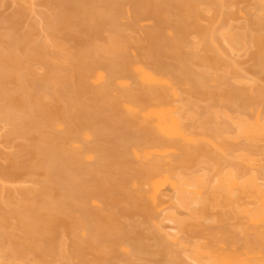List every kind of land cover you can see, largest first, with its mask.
<instances>
[{"label":"rangeland","instance_id":"1","mask_svg":"<svg viewBox=\"0 0 264 264\" xmlns=\"http://www.w3.org/2000/svg\"><path fill=\"white\" fill-rule=\"evenodd\" d=\"M89 1L96 6L97 12L108 11L113 8V6L110 8L103 7L104 5L96 0H88V3ZM121 1L120 15H117L115 22L107 21L106 24L104 23L102 27L99 26L100 28L94 32L93 29L97 25L93 18L94 14L91 13L83 23L84 31L79 28L80 30L72 32L74 35H68L66 34L68 31L65 33L62 27L57 26L58 23H55L56 25L52 23L56 19L55 15L57 13L55 12L60 9L58 6L62 5L60 0H0V18L5 20L13 19L12 21L16 22L0 21V48L2 53H7L9 49L14 50L17 57L19 56L25 62L20 71L25 80L33 77L39 79L35 80L34 78V81L31 80L32 84L25 86V81H22L24 84L21 82V85L17 80H14V82L12 79L8 80L10 78H7V81H4L5 84H2L4 88L0 86V95H2L0 96V102H2L4 95L15 96L13 91L16 94L19 92L20 95L25 91V93H29V96H31V93H34L32 94L34 96H42L51 112L54 109V105L73 108L80 100L91 102L93 97L88 91L90 89L96 90L103 86V82L107 79L106 69H98L93 74L88 81L89 90H85L80 86H72L71 83L65 85L59 77L64 74V70L67 71L72 58L79 51H85L92 60H103L108 57L99 51L100 47L103 44L107 45L109 33L111 34L110 30L118 28L120 31L119 36H121L119 38L122 39V41L119 39V42H124L125 45L126 42L128 43L126 45L128 47L123 53H126L133 63V67L155 73L156 77L161 79L162 83L156 85L155 88L166 94L169 102L167 108L172 110V114L177 118L181 130L186 136L192 138V141H187L188 139H184L175 132L160 131L157 128L156 121L153 118H145L142 113L140 118L149 121L159 136L163 140L168 141V144L164 146L145 144L147 134L131 128V136L130 138L127 137L129 140L121 138L116 141L118 144L123 145L127 144V141L130 143L129 163L125 164L126 166H107L110 164V153L108 151L93 152V147H91L97 144L101 147L109 145V142L104 137L102 139L96 133L98 128L103 129L105 126L101 120L103 116L101 117L99 113L97 114L100 118L95 123L90 122L89 124L81 125L79 121H74L72 128L64 121V116L61 117V114L53 111L54 113L51 114L48 122L43 123L40 120L36 124L34 131V127L32 128L31 133L29 132L31 128L28 129V127L14 133L12 131L14 129L13 126L7 123L4 117L0 116V118L2 117L0 119V207L3 210L7 209L6 205L8 204L16 205L21 202L23 199L20 195L21 190L27 193L38 189L42 190V188L49 191L55 189V195L59 197L63 192H71L68 191L70 187H68V190L62 189L59 192L60 187L58 188L54 183L49 182L51 179L48 180L45 173L46 166L43 165L46 160L41 161L43 164L41 163L40 168L35 167L31 171H27L22 166L20 167L23 161L25 164L29 163H26V160L32 161L33 166L34 159L32 160L31 154L28 153L30 152L29 148L27 152V147L30 144L38 142L42 144L40 141L44 139L46 141L47 138L52 136L59 144L64 145L65 154H68L66 157L71 156L75 152L83 154L84 151L82 152L81 150H85V147H91V151H87L90 148L83 155H79L81 156V163L86 169L100 162L102 169L107 170L108 177L115 181L118 180L121 173L130 171L132 179L130 178L131 180H129L127 187L129 191H127L132 193L138 189L142 190L144 202L149 208H152L150 196L153 194L157 206L155 209L152 208L153 215L151 214L149 218L140 212L142 211L140 208H138L140 211L134 209L135 213L131 211L130 214H126L124 213L127 211L124 210L126 209L123 205L124 202H121L122 204L119 203V205L109 206L107 197L103 196L104 198H102L95 193L96 191L94 192L95 195L91 191V198L88 201L89 208L109 214L112 219L114 218L115 221L113 220L110 233L114 234L116 232L117 236L114 239H117V242L114 240L111 245L102 240L87 246L80 242L89 232L83 224H73L74 222H79L80 205L82 203V200L80 201L76 197L75 199L73 198L74 208L71 209L70 217L67 218L64 213V215L60 214V217L66 221L55 223L50 229V233H47V235L52 236V241L35 239L33 244L27 246L29 248L25 247L24 254L20 259L7 258L14 264H32V262L36 264L38 254L36 250H38V247L42 248L41 250L51 247L49 249L51 251L47 250L41 255L43 264H60L61 262L65 264H218L210 261L208 257L196 258L192 250L195 249L196 245L205 247L206 249L204 250H242L248 240L257 242L259 246L257 249L264 250V238L258 239L257 237L264 230L261 227L254 228L242 213L238 214L237 211H234L233 205L236 203L231 208L224 203L223 199H220V197L218 199V195H216L218 204H216L214 209H211L212 217L215 216L216 220L212 219L210 221L208 219V221L206 219L203 223H200V225L207 224L209 226V229H205L199 226V221L192 218L190 212L182 207L178 200L180 180L193 179L199 176H205L211 187L220 183L230 173L241 174L243 179H248L253 173H257L259 182L264 185V139L249 140L240 137L236 125L239 115L234 112L237 110L240 113H245L250 116L251 122L254 121L259 113L261 120H264V74L260 71L257 65L258 62L253 58L257 48L248 41L245 47L234 51L231 50L223 38V33L230 29L236 31L245 30L249 36L263 35L264 11H260L256 6L263 0H216L215 5L210 4L209 0H194L198 14L194 18H189L188 21L187 18L183 17L184 7L171 6L169 10L167 9L163 17L166 20L164 19V23L160 26L164 37L173 42V47H177L176 50L185 54L188 53L189 56H186L185 62L188 61L191 69L196 74L207 73L209 75L200 84L204 89L201 90L200 88L193 93L190 90L191 86L187 78L182 77L179 81H176L172 76V73L174 75L175 72L173 70L170 72L171 69L180 70L183 61L182 54L176 55L173 51L174 53H163L158 57L154 55L162 64L169 66L167 69L170 73L168 70L163 73L155 72L156 69L152 60H150L152 58H147L151 54L147 51H152V48L148 44L146 33L157 28L158 22L149 13H143L142 8L133 4L132 0ZM143 1L151 3L156 0ZM136 7L138 8L136 9ZM52 17H55V19ZM46 18L53 20L48 22ZM180 20L186 21L181 24L182 30L180 31V28L177 31L175 26L179 24ZM257 20L260 23H257ZM194 23L214 32L212 39L210 38L211 40H209V51L203 47L202 36L194 28ZM85 28H87L86 31L93 28L92 33L96 34L93 35L86 32ZM179 31L180 34H183L182 42H177L178 40L174 39ZM24 33H28L30 45H33L32 43L45 44L47 52L34 50L36 55L34 52L30 58H26L20 48L18 50L15 49L20 44L18 41L20 40L19 36ZM51 53L53 55H50ZM211 53H215L220 61L216 62V64L208 65L206 64L207 61L206 63L204 61L205 59L209 60ZM55 54L56 57H53ZM261 55L264 61V49L261 51ZM234 71H237V73ZM99 74L104 76L103 81L97 79ZM44 78H47V80L49 78L50 81L44 82ZM52 78H55L56 81H52ZM23 85L25 88L22 87ZM140 86L138 75L133 71L131 77L119 78L118 84L108 94L110 97H116L124 89H133L136 93L138 92L137 87L140 88ZM26 87L28 88L26 89ZM230 87L235 88L238 92H241V90L251 91L254 88H262L263 91L257 96L256 102L249 106L247 105L246 108H243L245 107L244 105L230 108L227 103V92ZM52 90H57V92L52 94ZM200 91H204V93ZM11 92L13 93L12 95ZM25 95L23 94L24 97H28V95ZM193 102L195 103L194 106L190 105ZM1 105L3 104L0 103ZM126 106H129V104H126ZM126 112V109L122 110L123 114H127ZM216 126H219L224 132L222 139L216 140L210 134L209 130L216 128ZM70 127L72 128L70 134L72 138L68 139L66 133ZM136 144L140 148H136ZM37 160L35 161L38 163L39 161ZM156 161L159 163V174L153 180V182H157L154 188L152 183L140 181L135 170L141 165H151ZM82 165L80 164L81 167ZM35 166H38V164ZM55 177L53 179L56 181L57 178ZM89 180L88 182L92 181L91 179ZM93 182L95 183V179ZM97 184L99 185V183ZM97 184H90L93 191L94 186H98ZM63 188L66 189V187ZM74 192L72 190L70 194L73 196ZM203 193H207V196L212 197L210 189H204ZM9 194L12 196L11 199H8ZM78 196H80V193ZM244 196L243 194L242 200L237 203L239 205L236 204V206L240 207H238V210L243 209L245 206H252V204L248 203V197L244 198ZM251 199L250 201H252ZM142 202H140V205ZM77 204L80 205L78 206ZM68 211L70 210L68 209ZM8 214L7 212L5 213L8 225L7 227L0 226V234L2 230L7 234H11L13 245L18 246V244L24 243L25 236L17 227H14V220ZM173 217L178 221L186 222L189 229L187 227L186 229L179 228ZM116 223L118 224V230L123 226V228L126 227L127 235L130 233L128 236L125 235L127 238H123L122 236L124 235L119 233L117 227H115ZM134 234L137 236H134ZM130 235H133L134 238L138 237L136 243L141 245L142 248H139L136 244L132 245L131 241H128ZM131 245L135 247L133 248ZM136 247L141 252L137 251L138 248ZM76 248H81L82 254H74L72 251L76 250ZM143 250H145L144 253H142ZM134 251L137 252L136 255ZM63 252L64 254H69L66 255L68 257L65 260L61 256ZM104 253L106 258L103 256ZM7 258L5 259L8 260ZM97 258H100L101 261L97 260ZM0 260L2 261V258ZM4 263L7 264V261Z\"/></svg>","mask_w":264,"mask_h":264},{"label":"bare ground","instance_id":"2","mask_svg":"<svg viewBox=\"0 0 264 264\" xmlns=\"http://www.w3.org/2000/svg\"><path fill=\"white\" fill-rule=\"evenodd\" d=\"M96 1L104 5L103 7L110 8L111 6H113V8L108 11L97 12L95 8L96 6L90 1L88 3V0L87 1L60 0L62 5L58 6L60 7V9H57V12H55L57 13V15H55L56 19L55 17H52L55 19V20L52 19L53 21L51 19H47V18L46 19L48 20V22L52 21L53 24L58 23L57 26L62 27L65 30V31L63 30V32L66 33V31H68L66 34L74 35V33L72 32L77 31L79 28L84 31L83 23L86 20V18L91 13H93L94 14L93 18L95 19V23L97 25V26L95 25L96 28L94 29L90 28L87 31H86L87 28H85L86 32L93 34L92 33L93 30L94 32H96L97 31L96 29L102 27V25H104V23L106 24L107 21H112V23L115 22V18L117 17V15L118 14L120 15L121 4H122L121 0H96ZM132 1L133 4L142 8L143 13L145 12L149 13L150 15L155 17V19L158 22L157 28L151 30L150 32L148 31L146 33L148 44L152 48V51L150 50L147 51L149 54L151 53L150 57L149 55L146 56L147 58H152L150 60H152V63L156 69L155 72L158 73L167 72L168 70L167 68L169 67L164 63L162 64L159 59H156V57H158L163 53L171 54L175 52L176 55L182 54V59H183L182 66H180L181 67L180 70L171 69L170 72L172 70L175 72L174 75L172 73V76L176 81H179L180 78L182 77L187 78L188 82L190 83L191 86L190 90L192 93L198 91V89L200 88L201 90H203L204 88H202L200 84H202V82L209 75L207 73L196 74L191 69L188 61L185 62L186 56H189L188 53L185 54L179 50H176L177 47L176 46H175L176 48L173 47L174 46L173 42L169 41L164 37L162 30L160 28L161 24L164 23L163 21L165 19L163 18L164 13L167 12V9L169 10V7L171 6L184 7L185 12L183 17H185V19L187 18V21L189 20V18L191 19L197 16L198 10L194 0H156V1H152L151 3L150 2L145 3L143 0H132ZM209 2L212 5L216 4V0H209ZM256 6L260 11H264V0L256 4ZM138 7H136V9ZM93 10H95L96 13H94L95 11ZM12 20L13 19L5 20L4 18H0V21H4L8 23L10 22L16 23L15 21ZM185 21L186 20H180L178 22L179 24L175 26L176 27L175 29L178 31L181 28L180 29L181 31L182 30L181 24L184 23ZM257 23H260L259 20H257ZM194 28L202 36L203 47L206 48L207 51H209L210 50V48L208 49L209 40L212 39L213 37L212 34L214 32L212 30H207L206 28L204 29L195 23H194ZM110 31L111 34L109 33L108 36L109 41L106 42L107 45L103 44L99 50L102 54L108 57H106L103 60H92L90 59V55L87 54L85 51L82 52L79 51L76 54V56L72 58V62L70 63L67 71L64 70V74H61L59 77V79L65 85L71 83L72 86L75 87L80 86L85 90H89L88 81L93 76V74L98 69H102V68L106 69L107 79H105V81L103 82L104 83L103 86H101L99 89L96 90L90 89L88 91V93L92 94L93 97L92 101L87 102L84 100H80L75 106H73V108L72 107L65 108L64 106L54 105V109L52 108L53 110L51 112V109L47 107V105L44 102V98H42V96L32 95L34 93H31V96H29V93L27 94L25 93V91L22 92L20 95L19 92L18 94H16L13 91L15 96L12 95L13 93L11 92L12 96L4 95V97H2V102L0 103H2L3 105H1L2 107L0 106V116L4 117L7 123H10L13 126L14 129L12 131H14V133L19 132L20 129L23 130L25 127L26 128L28 127V129L31 128L29 130V132L31 133L32 128L34 127L33 128L34 131L36 128V124L39 123L40 120H41L40 122L43 123L48 122L49 117L51 116L52 113H54L53 111H55L57 114H61V117L64 116V121L67 123L68 126L70 125L72 128H73L72 123L74 121H79L81 125L89 124L90 122L95 123L100 118V116L97 114L99 113L101 117L103 116L101 120L103 122L102 124H104L105 126L103 129L98 128L96 130L97 131L96 133L100 138L103 139L104 137V139L109 142V143L107 142L109 145L107 147H101L99 146V144H97L98 146L97 145L91 146L93 147V150L91 147H90L91 149L85 147V150H81V151L82 152L84 151V153L86 152L87 149H90L87 151L92 150L93 152L108 151V153H110L109 155L111 156H109L110 162L108 161L110 164H108L107 166H112V165L126 166L129 163L128 154L130 152V148H129L130 143H128L127 141V144L123 145V144H118L116 141L121 138L123 139L126 138L125 140L130 138L131 128H135L138 132H145L147 134L145 139L146 140L145 144H150L152 146H164L168 144V141L163 140L159 136V134L154 130L153 126L149 121L140 118L142 113L145 118H153L156 121L157 128L160 131L169 132V133L175 132L184 139H188L187 141H190L192 139L184 134V132L180 128L177 118L172 114V110L167 108L169 106V102L166 94L163 91L155 88L156 85H160L162 83L161 79H158L155 73L147 72L142 68L133 67L132 65L133 63L130 61L126 53L125 54L123 53L126 51V47H128L126 45L128 43L126 42L125 45L124 42L121 43L119 42L121 36H119L120 31L118 28L117 29L113 28V30ZM180 31L178 32L179 34L177 33L174 38L176 39V41L178 40L177 42H182L183 39L182 38L183 34L182 33L180 34ZM24 34L19 36L20 40L18 41L20 44H18L19 45V46L17 45L18 48L16 47L15 49L18 50L20 48L21 52L23 53V55H25L26 58H30L35 51L47 52V47H45L46 46L45 44L32 43L33 45H30L29 43L30 39L28 33H24ZM223 38L228 43L231 50L234 51L239 50L241 47H245L248 41H250L253 45H255V47L257 48V52L253 54V58H255V60L258 62L257 65L260 71L264 74V61L261 55V51L264 49V34L249 36L248 32L245 30L236 31L230 29L227 32L223 33ZM120 40L122 41V39ZM50 55H53V53H51ZM87 55H89L88 56L89 58L87 57ZM154 55H156V57ZM211 55L209 60L206 59L205 61L203 60L205 63L207 61L206 64L213 65L216 64V62L220 61L219 57L216 56L215 53H211ZM53 57H56V54ZM23 63L25 62L19 56L17 57L16 53H14V50L12 51L9 49L7 53H2V50L0 48V86L3 87V85L5 84L4 81L5 80L7 81V78H10L8 80L12 79V81L17 80L19 83L25 81L24 82L25 84L22 82L25 86H28V84L30 83L32 84L34 78L35 80L38 79L36 77H33L32 79L25 80V78L22 76L20 72L21 68H23L24 66ZM25 68H27V66H25ZM133 71L137 73L141 85L140 88L137 87L138 92L135 93V90L133 89H127V90L124 89L123 91L118 93L119 94L118 96L110 97L108 93L110 92L111 89L115 87L116 84H118V79L124 77H131L133 75ZM234 72L237 73V71ZM97 79L103 81L104 76L102 74H99ZM43 81L44 82L50 81V79L48 78L47 80V78L46 79L44 78ZM52 81H56V79L52 78ZM24 85L22 87L25 88ZM27 88L28 87H26V89ZM262 91H263L262 88H254L251 91L241 90V92H238L235 88L230 87L229 91L227 92L228 94L227 103L230 108H234L237 105H241V106L244 105L245 107L243 108H246L247 105L249 106L250 104L256 102L257 96H259L262 93ZM53 92L55 94L57 90L56 91L52 90V94ZM200 92L204 93V91H200ZM23 94L28 95V97L26 95H25L26 97H24ZM49 95L51 94L49 93ZM21 96L23 97L21 98ZM126 104H129V106H126ZM194 104H195L194 102L190 103V105L192 106H194ZM123 109H126L127 114L122 113ZM234 112L238 113L239 115V118L236 120V125L238 127V132L240 137H244L249 140L264 139V120L263 121L261 120L259 113L257 114L254 121L251 122L252 120H250V116L246 115L245 113H240L237 110H235ZM71 127L69 128V130L70 129L71 130L70 131L68 130V132L66 133V137H68V139L72 138V135H70L72 131ZM209 131L210 134L214 138H216V140L222 139L224 132L219 126H216V128L210 129ZM42 141H40V143L42 144H39L38 142V143L30 144L27 147V149L28 148L30 149V152H28L29 149L27 150V152L31 154L32 160L34 159L33 166L31 163L32 161L30 162L29 160H26V163L27 162L29 163L25 164V162L23 161V163L21 162L23 165L21 164L20 167L22 166L27 171H31L32 168L35 167L40 168L41 163L43 164V162L41 161L46 160L44 161L45 163L43 164L46 166V169L44 168L45 166L41 168L45 169V173L47 175L48 180L51 179V181L49 182H51L52 184L54 183L56 186H58V188L60 187L58 190L59 192H61L60 190L62 189L68 190V187H70L71 189V190L69 189L68 191L71 192L69 193L63 192L59 197L55 195L56 193L55 189L49 191V190H45V188H42V190L38 189L36 191L27 192V193L26 191L21 190L20 195L24 199V200L22 199L23 201L21 200V202L16 205H9V204L6 205L7 206L6 210H3L0 207V226L7 227L8 220L6 219L5 216V213L7 212L10 214V217H12L14 220V224H13L14 227H17L21 232H23L25 236L24 243L22 242V244H24L25 246L24 245L21 246L22 244L20 245L18 244V246H14L13 245L14 242H12L11 234H7L6 232H3L4 230H2L3 234L2 232L0 234V254H1L0 259L2 258V261L0 260V262L2 263L0 264H5L4 262L6 261L7 264H12V263L14 264V262H10L9 259L11 258H15L14 260L20 259V257H22L24 254L23 251L25 247L33 244L35 239L36 240L44 239V241L46 240L52 241L53 240L52 236L47 235V233H50V229H52V226H54L55 223L66 221L65 219L60 217V214L62 215L64 213L67 218L70 217L71 214L70 212L72 211L71 209L74 208L73 198L75 199L76 197H78L80 201L82 200V203L81 205L79 204L80 205L79 222L78 223L74 222L73 224H77V225L83 224V226L89 232L90 236L89 234L85 235L86 237L80 241L82 244H85L86 246L102 240L111 245L114 243V240L115 242H117L116 241L117 239H114L117 236L116 232L114 233L115 235L113 233H110V231L112 230L110 228L112 227L114 218L112 219L111 215L109 214L107 215L100 211L92 210L89 208L88 201L91 198L90 194L92 192L94 195L95 193H97L102 198H104L103 196L107 197V199L109 200L107 204L109 206L116 204L119 205V203L124 202L123 205L124 207H126V209L124 210H127L124 213L126 214H130L131 211L135 213L137 210H139L138 208H140V210L142 211L140 210L139 211L142 214L144 213V216H147L149 218L151 217V214L153 215L152 208L155 209L157 207L155 202V197L153 194L150 196L152 208H149L148 205H146V203L144 202V193L142 190L138 189L132 193L128 192L129 190L127 187L130 182L129 180L132 179L131 178L132 174H130L131 173L130 171L129 172L124 171L123 173H121L120 177L116 181L111 180V178H109L107 175L106 172L107 170L102 169L100 162L86 169L85 167H83L80 160L81 156L79 155H81L82 153L79 154L75 152L71 156L66 157L68 154H65L66 149L64 145L59 144L56 141V139L53 138V136L47 138L46 141L45 139ZM212 143L214 144V142ZM137 145L138 144H136V148H140L138 147L139 145L138 146ZM140 146L142 147V145ZM97 154L99 155V153ZM35 160L39 161L40 163L39 162L37 163ZM35 162L38 164V166H35L37 165ZM30 163L31 165H29ZM80 164L82 165V167L80 166ZM158 166L159 163L157 161L153 162L151 165H146V164L141 165L139 166V168L135 170L137 171L136 175H138L140 181L144 183L150 182L152 183V186L155 188L157 182H153V180L159 174ZM10 175H12V173H10ZM54 176H56L55 178H57L56 181L55 179H53ZM89 179H91L92 181L88 182ZM94 179L96 184L99 183V185L97 184L99 187L95 185L93 191V189H91L92 186L90 184L93 185L95 184L93 182ZM63 187H66V189ZM179 188L180 190H179L178 200L180 205L186 208L190 212V216L192 218L199 221L198 224L202 228L204 227L205 229L207 228L209 229V226H207V224L200 225V223H203V221H205L206 219L207 220L210 219V221H212V219L216 220L215 216L212 217L211 209H214L216 207V204H218L216 200L218 201L219 197L220 199H223L226 205L232 208L233 204L235 203L237 204L242 200V195L244 194L245 195L244 198L245 197L246 198L248 197L250 199L252 198L251 199L252 201H250V199L247 198L248 203L252 204V206L251 207L245 206L243 209L238 210L239 206H236L235 204L233 205L234 211H237L238 214L242 213V215H244L249 220V222L254 228L261 227L264 230V185H262L259 182V176L257 173H253L248 179H243L241 174L239 175L235 173H230L226 175L224 179L220 181V183H218L217 185L216 184L212 185L211 187L205 176H199L187 180L182 179L179 182ZM204 189L206 190L210 189L212 192V197L207 196L208 195L207 193L204 194L203 193ZM72 190L75 191L73 196L72 194H70L72 193ZM78 191L81 197L78 196L79 194ZM216 195H218L217 196L218 199H216ZM11 198L12 196L11 194H9L8 199ZM140 202H142L141 205ZM67 208L70 211H68ZM134 209H136V211ZM173 220L177 222L179 228L186 229L187 227L186 222L178 221L174 217ZM117 225L118 224L116 223L115 227H117L118 230ZM123 227L118 231L119 233L124 235L122 237L125 238L126 237L125 235H127V230H125L126 227L125 228ZM187 229L189 228L187 227ZM135 235L136 234H134V236ZM134 236L130 235V238L131 237L133 238L130 239L128 237V241H131L132 245L136 244L140 248L141 245H138L136 243L138 237L134 238ZM257 237L258 239L264 238V232L258 234ZM89 240L92 242H90ZM257 247H259L257 245V242L248 240L245 247L242 250H216V249L204 250L206 249L205 247L201 245L200 246L196 245L195 249L192 250V253L196 258L208 257L210 261H213L214 263L216 262L218 264H264V256H263L264 250L257 249ZM81 248H76V250H73L72 252L76 255H80L82 254L81 253L82 250H80ZM139 248L137 251L141 252ZM41 249L42 248L38 247V250H36L38 252L36 258V264H43L41 255H43L45 251L51 249V247H47L46 249L44 248V250ZM64 252L62 253L63 255L61 256L65 260L68 257L66 255L69 254L68 253L64 254ZM134 252L136 255L137 252L136 251ZM144 252L145 250L142 251V253ZM105 253L103 256H105ZM5 258H7L8 260H6ZM104 258H106V256ZM98 259L99 261H101L100 258H97V260ZM62 263L63 262H61L60 264Z\"/></svg>","mask_w":264,"mask_h":264}]
</instances>
